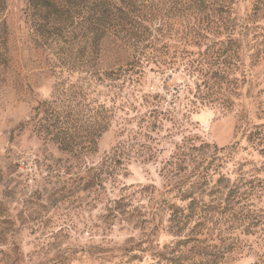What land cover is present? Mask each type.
<instances>
[{"label":"rangeland","instance_id":"374dc122","mask_svg":"<svg viewBox=\"0 0 264 264\" xmlns=\"http://www.w3.org/2000/svg\"><path fill=\"white\" fill-rule=\"evenodd\" d=\"M144 1L124 77L0 0V264H264V0Z\"/></svg>","mask_w":264,"mask_h":264},{"label":"trees","instance_id":"16d2710c","mask_svg":"<svg viewBox=\"0 0 264 264\" xmlns=\"http://www.w3.org/2000/svg\"><path fill=\"white\" fill-rule=\"evenodd\" d=\"M145 2L144 0H27L24 16L30 24V35L42 49L61 50V46H67L69 42L65 37L70 34L74 24L82 28L81 44H90L92 48L108 36H114L125 47L124 54L127 53L123 56L124 65L119 67V70L123 72L124 77L128 72L136 76V70L138 71L141 66V59L148 57L146 50L151 47L152 33L146 25L148 19L145 16L148 8ZM177 4L180 8L176 5L174 10L179 12L184 7V3L177 2ZM87 26L91 27V33L86 29ZM95 30H100V34H94ZM141 41L146 42V45H141ZM1 46L2 44H0V57L3 55ZM4 46L5 44L3 48ZM82 64L81 61L79 65ZM111 74L113 71L108 75Z\"/></svg>","mask_w":264,"mask_h":264}]
</instances>
